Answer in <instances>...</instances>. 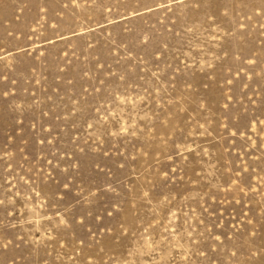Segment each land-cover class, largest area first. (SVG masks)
<instances>
[{"label": "rangeland", "instance_id": "1", "mask_svg": "<svg viewBox=\"0 0 264 264\" xmlns=\"http://www.w3.org/2000/svg\"><path fill=\"white\" fill-rule=\"evenodd\" d=\"M0 264H264V0H0Z\"/></svg>", "mask_w": 264, "mask_h": 264}]
</instances>
